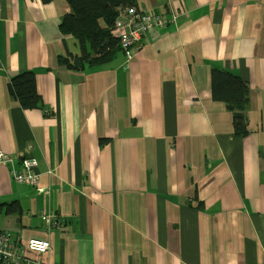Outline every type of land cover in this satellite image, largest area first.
I'll return each mask as SVG.
<instances>
[{
	"label": "crops",
	"instance_id": "crops-1",
	"mask_svg": "<svg viewBox=\"0 0 264 264\" xmlns=\"http://www.w3.org/2000/svg\"><path fill=\"white\" fill-rule=\"evenodd\" d=\"M165 19L82 71L62 0H0V233L43 264H264V0H136ZM248 87L247 134L211 72ZM35 75L39 109L7 85ZM35 159V187L10 169ZM10 211H8V206Z\"/></svg>",
	"mask_w": 264,
	"mask_h": 264
},
{
	"label": "trees",
	"instance_id": "trees-1",
	"mask_svg": "<svg viewBox=\"0 0 264 264\" xmlns=\"http://www.w3.org/2000/svg\"><path fill=\"white\" fill-rule=\"evenodd\" d=\"M46 4L52 0H40ZM70 12L59 24L63 35L72 37L78 54L64 59L68 69L82 71L108 64L121 49L114 33V22L119 12L136 5V0H62ZM212 99L225 104L232 114L234 135L243 138L247 134L244 111L248 101V87L239 77L226 71L211 72ZM7 92L23 110L39 109L42 99L36 91L35 75L24 72L13 76ZM8 206V211H10Z\"/></svg>",
	"mask_w": 264,
	"mask_h": 264
},
{
	"label": "built area",
	"instance_id": "built-area-1",
	"mask_svg": "<svg viewBox=\"0 0 264 264\" xmlns=\"http://www.w3.org/2000/svg\"><path fill=\"white\" fill-rule=\"evenodd\" d=\"M180 15L183 13L173 14L170 19H165L158 13L144 11L136 6L121 10L113 25L120 49L125 56L129 57L131 49L141 40L143 34L151 30L165 28L169 22L175 23ZM11 162L9 156L0 151V164L9 165ZM9 173L15 183L32 188L37 185L39 180L35 159L24 158L21 160L19 170L11 168ZM24 249L39 256L51 251L47 240L31 238L26 242L25 248H20L11 237L0 233V264H43L38 258L31 260L25 257Z\"/></svg>",
	"mask_w": 264,
	"mask_h": 264
}]
</instances>
